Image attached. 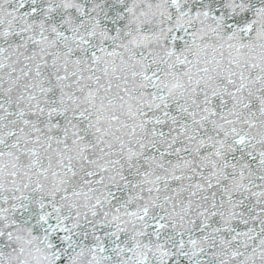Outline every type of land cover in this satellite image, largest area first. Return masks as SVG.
Masks as SVG:
<instances>
[{"label":"snow or ice","instance_id":"snow-or-ice-1","mask_svg":"<svg viewBox=\"0 0 264 264\" xmlns=\"http://www.w3.org/2000/svg\"><path fill=\"white\" fill-rule=\"evenodd\" d=\"M0 264H264V0H0Z\"/></svg>","mask_w":264,"mask_h":264}]
</instances>
